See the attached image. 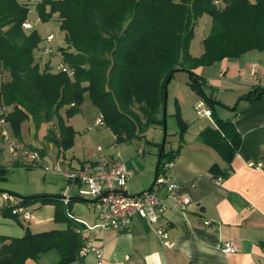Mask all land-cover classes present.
I'll use <instances>...</instances> for the list:
<instances>
[{"label":"trees","instance_id":"trees-1","mask_svg":"<svg viewBox=\"0 0 264 264\" xmlns=\"http://www.w3.org/2000/svg\"><path fill=\"white\" fill-rule=\"evenodd\" d=\"M29 11L27 3L0 0V104L6 108V123L18 139L27 119L32 120L36 133L51 124L44 138L64 155L73 148L76 131L64 121L61 110L67 108L68 115L79 111L86 94L116 143L143 139L150 127L164 124L167 86L177 71L184 70L189 85L202 95L214 115L215 125L201 130L198 139L215 149L227 164L222 168L214 163L210 171L215 178L228 176L241 133L233 119L215 115L214 107L219 104L237 111L241 100L258 101L264 86L249 90L229 107L207 95L203 90L206 79L195 70L251 50L264 52V0H42L37 3L42 21L56 17L65 33L59 62L67 65L71 74L53 70L51 59L43 64L37 56L42 38L37 30L30 31L33 26L23 27L29 22ZM204 13L211 16L212 25L202 40L204 52L196 57L190 53V43ZM176 106L179 146L166 152L160 144L155 179L161 162L166 157L175 159L189 126L178 102ZM30 148L46 156L45 147ZM7 173L0 164V180L6 179ZM20 198L26 207L55 205V220L66 227L38 233L27 230L21 237L0 235V264H26L51 250L60 253L58 264H70L80 257L83 241L66 208L91 199L72 197L67 206L62 194ZM12 210L5 205L0 214L18 220Z\"/></svg>","mask_w":264,"mask_h":264},{"label":"crops","instance_id":"crops-1","mask_svg":"<svg viewBox=\"0 0 264 264\" xmlns=\"http://www.w3.org/2000/svg\"><path fill=\"white\" fill-rule=\"evenodd\" d=\"M48 61L44 60L42 63ZM195 71L205 76L213 98L232 107L249 90L256 86H264V52L251 50L238 58H225L210 66H200ZM223 90L231 95V99L230 96H221L220 91ZM175 101L178 102L182 117L189 126L174 159L169 178L181 184L176 194L190 197L191 203L185 210H181L174 199L169 198L166 201L168 208L159 223L166 228L170 245H164L157 232V225L137 216L133 219L129 231L119 232L110 229L97 234L96 242L103 249L101 258L95 253H88L70 264H264V95L255 102L241 100L237 111L232 110V113L230 109L219 104L214 107L215 115L233 119L241 133L240 148L225 178H215L210 167L217 163L225 168L226 162L215 149L198 139L201 130L215 125L212 119L214 115L200 122L187 120L183 100L178 94H175ZM216 106L223 110H217ZM30 121L32 122L31 119ZM34 138L37 139L35 128ZM19 145L25 148H43L41 143L26 145L19 141ZM178 146L179 140L176 149ZM71 150L73 148L64 155H59L56 151L55 157L57 160L63 157L66 166L76 167L86 160L96 159L99 155L96 149L93 157L77 161L74 154L66 156ZM14 156L21 158L15 154ZM50 156L46 152L43 158L47 160ZM127 166L129 167V164ZM80 189L81 187L78 192L73 193V197L85 199ZM155 190L163 197L167 196L165 188L156 187ZM1 193L3 191H0V209L5 206ZM92 203L93 200L77 201L71 206L70 212L79 220L95 224L98 217L96 210H92ZM27 209L30 214L28 219L23 215H17L16 221L20 224L17 231L13 226H10L12 229H7L0 225V235L21 237L27 230L32 233L49 231L48 227L53 222L55 228L51 229L66 227L65 223L55 220V205L37 203L27 206ZM204 220L212 221L216 229L206 226ZM224 242H232L236 251L230 253L222 251ZM60 260V253L51 250L35 260H27L26 264H58Z\"/></svg>","mask_w":264,"mask_h":264},{"label":"rangeland","instance_id":"rangeland-1","mask_svg":"<svg viewBox=\"0 0 264 264\" xmlns=\"http://www.w3.org/2000/svg\"><path fill=\"white\" fill-rule=\"evenodd\" d=\"M19 1L29 5L30 11L28 21L33 26L30 31L37 30L42 38L39 46L40 49L36 50L37 56L39 58L41 57L40 59L43 61L51 59L53 66L59 64L60 48L64 47L66 44L65 33L60 27V22L56 17H53L47 22L42 21L37 11L36 2H33L32 0ZM211 25L212 18L209 14L204 13L198 18L194 36L190 43V53L192 55H200V53L203 52L202 40L204 36L210 32ZM49 34H53L55 37L52 46L56 54L53 55H46L43 52V48L49 44L46 40ZM203 90L207 92V95L209 96L212 93L211 90L209 91L208 85L206 84L203 86ZM227 93L228 92H225L224 90L220 91L221 96H230L231 99V95ZM175 94H178L183 100V108L187 120L200 122L210 117L198 112L196 107L200 104L202 95L189 85L188 73L184 70H180L174 74L167 86L166 131L163 125L152 126L147 130L146 137L143 139H132L120 143H116L115 135L104 122L98 127L94 126V122L99 117L100 113L89 95L86 94L79 111L74 112L72 115H68L67 108L61 110V115L64 121L67 124L72 125L76 131L73 150L67 152L66 156L69 157L74 154L76 155L77 161L87 157H93L92 154H95L98 146H102L107 153H120L125 162L129 164L130 168H132L131 170L136 171V174L127 181V192L129 194H137L144 190H148L152 183L155 182V170L158 161V154L160 152V144L163 143L165 138L166 152L176 149L178 145L179 125L177 118L174 115L177 110ZM217 95L218 91L215 93V96ZM216 109L223 110L219 106H216ZM229 111L231 112L232 110ZM213 118L214 116L212 119ZM50 125L51 124H45L41 127L37 133L38 140L34 138V127L30 119H27L21 124V139H18L15 136L10 124H5V130L8 138L12 139L15 143H19V141H23L26 145L41 143L43 148L45 147L49 155H51L50 157H47L46 161L52 165L57 160L55 156L58 151L55 145L48 144L44 138ZM89 125L93 126L91 131L87 130ZM0 135V164L8 169L6 179L0 180V191L8 192L18 200L20 196H29L38 193L62 194L64 191H68L67 186L69 182L64 177L58 174L45 172L42 163L34 166L25 165L23 163V158H17L11 152L12 143L10 140L6 139V136L3 135L2 132H0ZM147 139L150 140V143L147 142ZM51 145L53 147H50ZM26 148H29V150L31 149L30 147ZM141 148L146 150L147 153L145 156H142L139 153V149ZM166 159L167 157L164 160ZM62 166L66 167L65 164H62ZM80 187L86 191L90 190L88 185H80L79 183H76L72 188V194L78 192ZM84 195L85 198L91 199L89 193ZM91 207L92 210H95L94 203L91 204ZM2 218L5 219L3 220ZM0 219H2L0 225L3 226V228L12 229L11 227L13 226L16 229L15 231L19 229L18 225L20 224L16 219L4 217L2 214H0ZM48 228H50V230H52L51 228H55L54 222Z\"/></svg>","mask_w":264,"mask_h":264},{"label":"built area","instance_id":"built-area-1","mask_svg":"<svg viewBox=\"0 0 264 264\" xmlns=\"http://www.w3.org/2000/svg\"><path fill=\"white\" fill-rule=\"evenodd\" d=\"M39 3L42 0H32ZM25 29L32 27L30 22L23 23ZM55 37L53 34H49L46 40L49 42L43 49L46 55L56 54L52 46V42ZM254 69V67H253ZM55 71H64L71 74L72 71L64 63L53 66ZM199 113L211 116L212 113L207 108L204 101L201 100L200 104L196 107ZM7 110L0 104V130L6 139L12 143L11 152L18 157L23 158L25 165L34 166L43 164L44 171L47 173L58 174L64 177L68 182L67 189L62 193V201L65 205H69L73 197L72 188L74 184L80 185L86 184L90 187L89 191L80 189L81 194L89 193L91 199L94 202L95 210L97 213L98 221L95 224H89L76 218L67 208L66 212L68 217L75 221L78 225L75 227V232L81 237L83 244L79 251V255L85 256L88 253H95L97 257L101 258L103 255V249L101 245L96 242V236L98 233L110 229H115L119 232L129 231L133 219L135 217H141L146 219L151 224L157 225V232L161 236L165 246L170 245L169 235L164 225L159 222L162 215L167 210V200L169 198L174 199L181 207V210H185L191 203V199L188 196H179L176 192L181 188V184L176 181H171L169 173L174 166V160H163L159 166V174L155 179L152 190H144L137 194H129L126 189L127 181L135 175V172L131 170L120 153L106 154L102 146L97 147L99 153L98 157L94 160H86L82 164L76 167H63L65 159L63 157L50 165L40 155L38 150H29L19 143H15L12 139H9L5 130V114ZM103 118L99 116L94 126L98 127L102 125ZM93 126L89 125L87 130L91 131ZM139 153L142 156L146 155L145 149H139ZM165 188L167 190V196L163 197L155 188ZM6 206L13 207V213L23 215L25 219H28L30 214L26 206L22 204V198L16 199L10 193H1ZM204 224L211 229H216V225L210 220H204ZM224 252H235L236 248L232 242H224L222 246Z\"/></svg>","mask_w":264,"mask_h":264},{"label":"water","instance_id":"water-1","mask_svg":"<svg viewBox=\"0 0 264 264\" xmlns=\"http://www.w3.org/2000/svg\"><path fill=\"white\" fill-rule=\"evenodd\" d=\"M167 98H168V96H167V94H166V98H165V106H164V124H163L165 131H166V111H167V108H166V107H167ZM161 150H162V151L165 150V138H164V140H163V143L161 144Z\"/></svg>","mask_w":264,"mask_h":264}]
</instances>
